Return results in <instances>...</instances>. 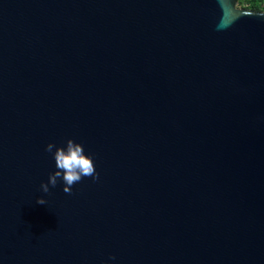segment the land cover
Listing matches in <instances>:
<instances>
[{
	"label": "water",
	"instance_id": "1",
	"mask_svg": "<svg viewBox=\"0 0 264 264\" xmlns=\"http://www.w3.org/2000/svg\"><path fill=\"white\" fill-rule=\"evenodd\" d=\"M0 264H264V12L0 0Z\"/></svg>",
	"mask_w": 264,
	"mask_h": 264
},
{
	"label": "clouds",
	"instance_id": "2",
	"mask_svg": "<svg viewBox=\"0 0 264 264\" xmlns=\"http://www.w3.org/2000/svg\"><path fill=\"white\" fill-rule=\"evenodd\" d=\"M45 151L53 154L57 170L49 174L47 183H41L42 192L48 193L49 185L56 187L58 179L63 181L62 191L66 194H71V186L78 183L82 177L91 176L94 180L97 179L92 159L85 155L83 147L73 140H67L63 147L48 143ZM36 203L45 205L46 201L42 197H37Z\"/></svg>",
	"mask_w": 264,
	"mask_h": 264
},
{
	"label": "trees",
	"instance_id": "3",
	"mask_svg": "<svg viewBox=\"0 0 264 264\" xmlns=\"http://www.w3.org/2000/svg\"><path fill=\"white\" fill-rule=\"evenodd\" d=\"M237 7L264 12V0H236Z\"/></svg>",
	"mask_w": 264,
	"mask_h": 264
}]
</instances>
